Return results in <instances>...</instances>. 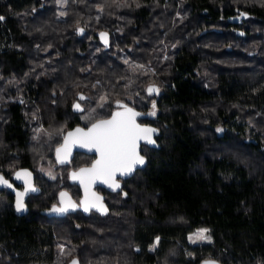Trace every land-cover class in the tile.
<instances>
[{"label": "trees", "instance_id": "obj_1", "mask_svg": "<svg viewBox=\"0 0 264 264\" xmlns=\"http://www.w3.org/2000/svg\"><path fill=\"white\" fill-rule=\"evenodd\" d=\"M0 16V173L41 190L22 217L0 202V264H264V0H0ZM118 102L156 130L145 163L94 186L105 213L45 211L83 201L72 173L94 155L56 149Z\"/></svg>", "mask_w": 264, "mask_h": 264}, {"label": "snow or ice", "instance_id": "obj_2", "mask_svg": "<svg viewBox=\"0 0 264 264\" xmlns=\"http://www.w3.org/2000/svg\"><path fill=\"white\" fill-rule=\"evenodd\" d=\"M4 17L0 16V20H3ZM80 31H83L80 29ZM101 36H104L101 33ZM149 93L153 91L158 92V89L150 87L148 89ZM80 99H84L83 96H80ZM103 99V98H102ZM103 107V105H100ZM118 106L123 108V111L113 112L111 118L97 120L91 125L86 131L81 128H77L75 133H68V136L65 137L64 145L56 149L57 161L64 163L67 157V154L70 152V137H75L72 143H79L81 147H88L90 150L95 149L99 158L93 163L91 168H81L78 172L72 173V179L79 180L81 185L84 186L85 192L87 194L88 187L91 181L101 178L104 183L109 184L114 191L120 188V184L115 181L117 173L120 176H126L131 174L135 170L136 165H143L145 163L144 157L140 156L137 152V142L139 140H146L148 143H154L151 138V134L155 132V129L151 128H141L135 122V118L139 115L132 111V109L127 108L124 105L119 104ZM74 109L82 111L79 104L73 105ZM153 109H155V104H153ZM150 115H155L153 111ZM220 131V129H217ZM62 150L65 153V156L62 158ZM25 177V191L16 193V210L18 212L24 209L23 198L25 194L29 191H36L34 187L31 186V173L27 171L24 172ZM17 179L21 178V173L16 174ZM0 183L7 185L11 188L12 185L8 183L3 177H0ZM61 197L66 196V193H61ZM99 197L96 198L99 201ZM84 204V201H81ZM75 205L69 204L66 207H53L55 212H66L69 208H74ZM89 207H95L101 212H106L107 209L104 208L103 204L100 203H91L85 204L84 211H88ZM208 229H200L195 235L196 240H208L210 242L211 237L207 236L206 233ZM191 239V237H190ZM159 241V237L156 238V242ZM195 242V241H193ZM156 244L152 245L154 249ZM72 264H77L74 260ZM205 264H215V262H205Z\"/></svg>", "mask_w": 264, "mask_h": 264}, {"label": "water", "instance_id": "obj_3", "mask_svg": "<svg viewBox=\"0 0 264 264\" xmlns=\"http://www.w3.org/2000/svg\"><path fill=\"white\" fill-rule=\"evenodd\" d=\"M246 17H247V14H240V15H238V16L230 17L228 20H229L230 23L237 24V23H240L241 20L244 19V18H246ZM79 32L82 33L83 31H79ZM101 33H103L104 36H101ZM97 37H98L99 42L104 46V49H105V50H108V49H109V46H110V34H109L107 31H101V32H98ZM74 104H79L80 107H81V109H82V111H78V110L74 109V107H73ZM72 111H73L74 113H77V114L83 112V107H82V105L79 103V101H75V102L72 104ZM109 118H111V116H110ZM109 118H107V119H109ZM135 122H136V124H138L141 128H143V127L138 123L137 118H135ZM90 127H91V126H90ZM87 129H88V128H87ZM87 129H84V130L86 131ZM75 130H76V129H75ZM75 130H73L72 133H75ZM67 136H68V134H67ZM67 136H66V137H67ZM74 139H75V137H70V138H69V141H70V144H69L70 151H79V152H83V153H86V154H92V155H94V156H95L94 161L92 162V164H91L90 167H87V168H91L92 165H93V163L99 158L98 154L96 153L95 149H91V150H90L88 147H81L80 144H79L78 142H77V143H72V141H73ZM142 141H143V139H142V140H139V141L137 142V149H136V150H137V152H138L139 155H140V147H141V143H142ZM64 143H65V139H64ZM140 166H141V165H136V166H135V170H136L138 167H140ZM135 170H134V171H135ZM25 171H27L28 173H31V186L34 187V188L37 189V190H36V191H29V192H27V193L25 194V196H24V198H23L24 209H23L22 211L18 212V211L16 210V199H17V197H16V193H17V192H24V191H25V187H26V185H25V182H24L25 177H24V175H23ZM134 171H133L132 173H134ZM18 172L21 173V178H20V179H17V177H16V174H17ZM132 173H131V174H132ZM131 174L126 175V176H120V175L117 173V175H116V177H115V180H116L117 178L128 177V176H130ZM0 177H3V176L0 175ZM3 178H4V177H3ZM12 178H13L14 181L18 182L19 184H21V185L23 186V190H22V191H21V190L14 189L13 185L11 184V182H10L9 180H7V179H5V180H7L8 183L12 185V187L9 188V187H7V185H4V184L0 183V189H2V188H8L10 191H12V192L15 194L14 211H15V214H16L17 216L22 217V216H24V215H26V214L28 213V207H27L26 204H25V199L27 198V196H28L29 194H32V193H39V192H40V189H38V188L35 186V184H34V181H35L34 173H33L30 169H28V168H21V169L16 170V171L14 172ZM95 185L107 186V183H104L103 180H102L101 178H97V179H95V180H93V181L90 182L89 187H88V191H90ZM83 189H85V188L83 187ZM91 194H93L92 191H91ZM85 197H86V196H85ZM86 201H87V199H86ZM69 202H71V201H70V199H69L67 196L61 197V199H60V203H61V205L64 206V207H66V206L69 204ZM74 260L77 262V264H80L79 261H78V259H76V258L72 259L68 264H72V262H73ZM209 261H210V262H215V264H220V263H218V262H216V261H213V260H207V261H205V262H209ZM205 262H204L203 264H205Z\"/></svg>", "mask_w": 264, "mask_h": 264}, {"label": "flooded vegetation", "instance_id": "obj_4", "mask_svg": "<svg viewBox=\"0 0 264 264\" xmlns=\"http://www.w3.org/2000/svg\"><path fill=\"white\" fill-rule=\"evenodd\" d=\"M22 101V99L20 100V102ZM71 109H72V106H71ZM124 109L123 108H121V107H117V108H115V110H114V112H116V111H123ZM133 111V110H132ZM134 112H136V113H138L137 111H134ZM112 115V114H111ZM110 115V116H111ZM110 116H108L107 118H109ZM143 116H141L140 114L136 117L137 118V121H138V119L139 118H142ZM107 118H105V119H107ZM138 123H139V121H138ZM140 124V123H139ZM141 125V124H140ZM65 137V136H64ZM143 143H146L147 141L146 140H143L142 141ZM63 151V150H62ZM56 155H57V153H56ZM95 157V156H94ZM58 163H60V162H58ZM21 169V168H20ZM78 172V171H77ZM14 174V173H13ZM13 174L11 175V176H9V177H7V176H5V175H2L1 173H0V175H2L3 177H4V179H7V180H9L10 182H11V184L13 185V187H14V189H17V190H23V186L21 185V184H19L18 182H16V181H14L13 180ZM34 177H35V175H34ZM120 178H117L116 180H119ZM75 182L79 185V187L82 189V191H83V201H84V198H85V196H86V192H85V189H83V187L84 186H82L81 185V183H80V181L77 179V180H75ZM34 184H35V186L38 188V189H40V186H39V181L37 182L36 181V177H35V181H34ZM93 189H94V187L90 190V191H88L87 192V194H89V193H91V191H92V193H95V192H93ZM40 192H41V190H40ZM39 192V193H40ZM39 193H32V194H29L28 196H27V198L25 199V204H26V206L28 207V212H29V203H31L33 200H34V198H35V194H39ZM69 199H70V201H71V204L73 203V200L70 198V196L69 195H66ZM11 200V204H12V208H13V211H14V202H15V194L12 192V191H10L8 188H2V189H0V202H2V203H4L5 202V204H4V206L6 205V204H8V201H10ZM60 199H61V195H59L58 196V199H57V203L55 204V203H52V207H50V208H48V209H46L45 211H47V212H49V213H52V214H58L57 212H55V211H53L52 209H53V207L55 206V207H57V208H59V207H64V206H62L61 205V203H60ZM75 203V202H74ZM77 204V208H82L83 209V205H82V203L80 202V203H76ZM91 209V208H90ZM68 212H70V211H68ZM14 213H15V211H14ZM67 213V212H66ZM28 214V213H27ZM58 215H60V214H58ZM63 215V214H62ZM72 259H74V258H72ZM71 259V260H72ZM77 259V258H76ZM71 260H69L68 262H67V264L71 261ZM79 261V260H78ZM80 263V262H79Z\"/></svg>", "mask_w": 264, "mask_h": 264}, {"label": "rangeland", "instance_id": "obj_5", "mask_svg": "<svg viewBox=\"0 0 264 264\" xmlns=\"http://www.w3.org/2000/svg\"><path fill=\"white\" fill-rule=\"evenodd\" d=\"M60 3L61 4H63V0H60ZM90 115L88 114L87 115V112L84 114V117H85V119H87V117L89 118V120H91V119H93V117H95L97 114L95 113V110H94V112H92V111H90ZM102 114V113H101ZM61 156H62V158L65 156V153H64V151H62L61 152ZM70 156V152L67 154V157H66V160H65V162L64 163H66L68 160H69V157ZM36 168L40 171V172H42L44 175H47V176H49L50 178H53L54 177V171H53V169L51 168V166L50 165H48V164H41V163H38L37 165H36ZM116 182H118L119 184H120V182H119V180H115ZM107 186H108V188H110V189H112L111 187H109V184H107ZM113 190V189H112ZM117 190V189H116ZM97 197H99L100 199H99V201H97L96 200V198ZM86 199H87V201H86ZM135 200V199H134ZM84 204H82L83 205V210H84V207H85V204H91V203H100V204H103V206H104V208H106V206L104 205V203H103V201H102V197L100 196V194H97L96 192L95 193H93V194H91V193H89V194H86V197L84 198ZM73 205H75V207L74 208H69V210L68 211H73V210H75L76 208H77V204L76 203H72ZM89 208H93V209H95V210H97V208H95V207H89ZM68 211H66V212H68ZM98 212H101V211H99V210H97ZM66 212H63V213H60V212H57L58 214H60V215H62V214H65ZM101 213H105V212H101ZM200 229H197V230H195L193 233H191V234H189L188 235V242L191 244V245H197V244H203V243H208L209 241L208 240H203V241H200V240H196V233L199 231ZM206 235L207 236H209L208 235V233H206ZM190 237H191V239H190ZM193 241H195V242H193Z\"/></svg>", "mask_w": 264, "mask_h": 264}]
</instances>
